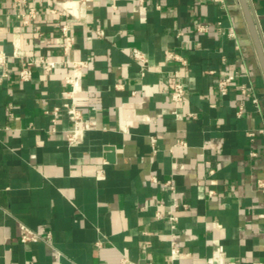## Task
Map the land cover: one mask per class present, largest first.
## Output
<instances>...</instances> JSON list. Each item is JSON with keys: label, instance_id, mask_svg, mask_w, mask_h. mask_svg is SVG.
<instances>
[{"label": "crops", "instance_id": "0c3cea01", "mask_svg": "<svg viewBox=\"0 0 264 264\" xmlns=\"http://www.w3.org/2000/svg\"><path fill=\"white\" fill-rule=\"evenodd\" d=\"M29 1L38 19L21 26L25 8L0 0V50L55 67L0 82V264H264V73L239 0ZM247 1L264 44V0ZM72 61L85 62L76 145L67 113L51 122Z\"/></svg>", "mask_w": 264, "mask_h": 264}, {"label": "built area", "instance_id": "2783aa9c", "mask_svg": "<svg viewBox=\"0 0 264 264\" xmlns=\"http://www.w3.org/2000/svg\"><path fill=\"white\" fill-rule=\"evenodd\" d=\"M142 0H140L141 2ZM212 3L223 5L225 4V0H210ZM78 3L83 2V0H78ZM78 3L72 4L71 6H67L64 9L63 16L66 20L65 24L61 27V34L64 39V47L63 51L64 54H68L70 49L73 47L74 39L70 33V25L69 21L72 14V9L76 10ZM12 5L14 8H18L19 6H23L25 8L24 12H16L15 19L21 26H30L33 22L38 19V9L29 1V0H12ZM52 13H55V10H51ZM205 27H199V31H205ZM134 57L135 59L141 61L144 65L146 64V60L141 52L134 50ZM169 60H180V58L175 54H168L166 55V61ZM18 66V77L22 82H29L32 79V72L31 68L35 65H39L43 68L46 74H49L55 67L53 62H49L45 58H40L38 61L33 59L27 58L25 53L22 52L18 47H16L12 54H7L0 50V82L3 80L9 79L12 75V67ZM73 69V74L70 76H66L63 79L64 85L67 87V90L63 93L64 101L63 104L59 107H56L52 110V132H56V125L58 120L63 112L67 113L71 119V123L73 125V129L65 134L66 141L71 145H76L80 142L81 136L83 135L84 131L86 130V124L84 120L83 112L80 108H78L74 104V100L77 96V76L78 72L82 67L85 66V62L83 61H72L68 63ZM233 82V78H225L221 79L218 82V89L222 96H226L229 93ZM170 96L174 102H181L185 95L186 89L184 85L176 80H170ZM242 94L251 97L252 102L258 105V99L251 96L248 91L243 88ZM241 114V110L239 112ZM194 117L193 115H190ZM259 133L264 135V130H260ZM254 133L250 134V137H253ZM185 146V144H182ZM102 171L98 172V177H101ZM166 186L174 192L175 186L173 182L169 181L166 183ZM260 187L264 190V184L260 183ZM212 193V192H211ZM158 218H165L163 214L158 213ZM170 223H172V227L175 228V223L177 221L174 217H169ZM40 237L37 234L32 232H27L26 235L22 237V242H36ZM171 253L173 256H178L180 254V248L178 244L173 240L171 242ZM125 264V262H122ZM232 264V263H230Z\"/></svg>", "mask_w": 264, "mask_h": 264}, {"label": "water", "instance_id": "95a60500", "mask_svg": "<svg viewBox=\"0 0 264 264\" xmlns=\"http://www.w3.org/2000/svg\"><path fill=\"white\" fill-rule=\"evenodd\" d=\"M247 26L249 28L251 37L253 39L255 49L258 55L259 62L261 64L263 73H264V44L262 37L260 36V32L256 21L252 15L249 4L247 0H239Z\"/></svg>", "mask_w": 264, "mask_h": 264}]
</instances>
